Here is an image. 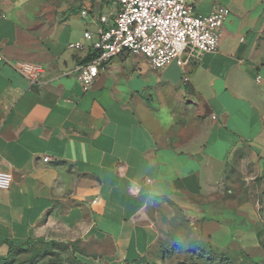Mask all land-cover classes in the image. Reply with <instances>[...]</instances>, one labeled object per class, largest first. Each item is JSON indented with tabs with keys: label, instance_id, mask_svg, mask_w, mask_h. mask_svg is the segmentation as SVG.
I'll return each mask as SVG.
<instances>
[{
	"label": "crops",
	"instance_id": "0c3cea01",
	"mask_svg": "<svg viewBox=\"0 0 264 264\" xmlns=\"http://www.w3.org/2000/svg\"><path fill=\"white\" fill-rule=\"evenodd\" d=\"M187 1L228 10L217 53L159 71L122 54L85 92L90 51L68 46L112 26L118 0H0L4 256L7 241H69L150 264L183 217L207 251L264 264V0ZM16 61L40 65L38 82Z\"/></svg>",
	"mask_w": 264,
	"mask_h": 264
},
{
	"label": "built area",
	"instance_id": "2783aa9c",
	"mask_svg": "<svg viewBox=\"0 0 264 264\" xmlns=\"http://www.w3.org/2000/svg\"><path fill=\"white\" fill-rule=\"evenodd\" d=\"M119 11L112 26L99 29L94 36L84 33L87 46L76 42L69 49L86 51L89 59L75 68L76 79L88 91L111 60L122 54L144 56L152 70H162L175 63L185 67L203 54L218 52L222 27L229 12L213 7L208 14H199L187 0H118ZM82 11L81 15L86 16ZM103 24L104 17L100 18ZM15 69L30 83L38 82L42 67L16 61ZM187 81V78H185ZM44 162L49 159L44 158ZM12 175L0 171V190L7 191Z\"/></svg>",
	"mask_w": 264,
	"mask_h": 264
},
{
	"label": "rangeland",
	"instance_id": "374dc122",
	"mask_svg": "<svg viewBox=\"0 0 264 264\" xmlns=\"http://www.w3.org/2000/svg\"><path fill=\"white\" fill-rule=\"evenodd\" d=\"M53 242V254L40 261L30 258V253H18L12 262L6 264H104L101 258L91 254L82 242L77 245L78 253L76 254H73L69 241L63 242L67 243L63 245L59 244L62 242ZM4 252L5 249L0 250V255L4 256ZM210 255L208 251L199 246L195 231L182 217L167 221L165 235L158 246L157 255L150 264H251L247 260L240 263V256H229L227 260L222 261L220 259L208 261Z\"/></svg>",
	"mask_w": 264,
	"mask_h": 264
},
{
	"label": "trees",
	"instance_id": "16d2710c",
	"mask_svg": "<svg viewBox=\"0 0 264 264\" xmlns=\"http://www.w3.org/2000/svg\"><path fill=\"white\" fill-rule=\"evenodd\" d=\"M46 242L47 241H28L24 244L15 245L14 243L7 241L5 242V245L7 246V253L5 256L2 257L0 256L1 258L0 264H6L7 262H12L14 256L18 253H30V258H33L36 261H40L45 257H47L48 255L53 254L52 243L54 242L53 241H49L47 243ZM59 244L63 245L67 243H59ZM70 246L73 254L78 253V247L76 243H71ZM200 247L203 248L202 246ZM203 249L206 250L205 248ZM209 253L211 255L208 261H212V260L214 261L215 259L216 260L220 259V261L227 260V258L224 255H217L212 252Z\"/></svg>",
	"mask_w": 264,
	"mask_h": 264
},
{
	"label": "clouds",
	"instance_id": "9594fccd",
	"mask_svg": "<svg viewBox=\"0 0 264 264\" xmlns=\"http://www.w3.org/2000/svg\"><path fill=\"white\" fill-rule=\"evenodd\" d=\"M135 195V193H133ZM161 197L160 194H157L156 197L153 199V201L148 205L149 208L157 207L161 203Z\"/></svg>",
	"mask_w": 264,
	"mask_h": 264
}]
</instances>
